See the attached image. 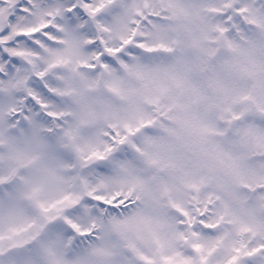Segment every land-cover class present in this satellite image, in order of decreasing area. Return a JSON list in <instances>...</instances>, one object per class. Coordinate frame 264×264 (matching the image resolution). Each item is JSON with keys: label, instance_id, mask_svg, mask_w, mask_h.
Here are the masks:
<instances>
[{"label": "snow or ice", "instance_id": "1", "mask_svg": "<svg viewBox=\"0 0 264 264\" xmlns=\"http://www.w3.org/2000/svg\"><path fill=\"white\" fill-rule=\"evenodd\" d=\"M0 264H264V0H0Z\"/></svg>", "mask_w": 264, "mask_h": 264}]
</instances>
